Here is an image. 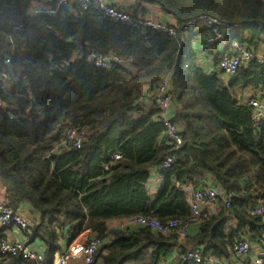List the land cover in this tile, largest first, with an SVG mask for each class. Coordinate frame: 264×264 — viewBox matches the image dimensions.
Segmentation results:
<instances>
[{
  "label": "trees",
  "instance_id": "obj_1",
  "mask_svg": "<svg viewBox=\"0 0 264 264\" xmlns=\"http://www.w3.org/2000/svg\"><path fill=\"white\" fill-rule=\"evenodd\" d=\"M33 3L41 9L33 12ZM113 4L132 16L149 14L148 4H156L174 19L163 20L174 32L131 27L71 2L0 0V60L10 56L13 68L7 92H0L2 202L14 210L28 207L30 220L22 213L30 223L27 243H42L44 264L61 250L59 236L69 243L87 229L102 240L96 264H161L173 240L180 254L198 247L204 257L249 264V254L264 250V212L250 210L264 205V124L246 104L244 89L264 88V59L252 56L225 79L217 68L202 67L193 46L199 31L186 34L184 25L192 16H214L264 58V0ZM86 46L127 63L96 67L85 58ZM217 60L218 53L214 65ZM165 78L171 120L183 140L178 150L167 144L160 110L151 104ZM67 128L84 132L79 147L59 145ZM113 152L120 157L112 159ZM168 154L175 159L162 167ZM154 168L160 179L155 193L148 186ZM203 182L223 194L215 212L193 220L184 235L109 227L134 215L190 220L185 186ZM6 228L0 224V238ZM241 240L251 250L237 257L233 244ZM0 264L28 261L5 254ZM176 264L205 263L177 256Z\"/></svg>",
  "mask_w": 264,
  "mask_h": 264
},
{
  "label": "built area",
  "instance_id": "obj_2",
  "mask_svg": "<svg viewBox=\"0 0 264 264\" xmlns=\"http://www.w3.org/2000/svg\"><path fill=\"white\" fill-rule=\"evenodd\" d=\"M57 5L76 3L82 10L91 12L99 11L103 15L114 21L126 24L131 27H151L154 29L174 32V28L162 19L153 14L132 16L124 7L113 4L110 0H56ZM41 9L40 5L32 7V11ZM186 34L200 31L204 32V42L209 46L219 45V53L216 67L222 72L223 78L227 79L235 74L240 64L247 63L252 56H256L259 62L263 61V56L254 54L249 48L242 45L238 40L231 37L226 23L208 14H199L190 17L184 25ZM85 58L96 67L111 68L116 65H126L127 61L112 51L106 53L94 52L86 46ZM13 74L10 56H5L0 60V92H7L10 85V78ZM246 104L252 109L253 116L260 123L264 124V88L256 89L245 99ZM4 100L0 97V105ZM152 107L160 110V118L164 126V134L167 144L173 150H178L183 142L178 125L171 120L170 111L172 105V93L170 91V80L163 79L158 87L156 96L151 102ZM29 109L27 108V112ZM12 117L11 114H9ZM84 138V132L77 128H67L59 142V145H73L79 147ZM120 157L118 152L111 154L112 159ZM175 159L174 154H168L161 163L162 167H169ZM106 168L107 165H104ZM189 193V207L191 212L190 220L171 218L167 221H160L155 217L134 215L128 218L113 219L109 221L110 228H126L131 226H145L149 229L160 232L163 235L175 233L184 235L192 225V221L199 216L214 213L217 207L218 196L222 195V190L216 185L208 182L201 183L198 187L185 186ZM229 205V201L225 202ZM251 213L262 215L264 212L263 203L259 202L251 206ZM0 224L12 225L21 230L22 236L17 238H0V255H18L28 261V264H44V252L39 246L27 243L25 231L29 232L30 223L22 214L20 209L14 210L9 205L0 202ZM59 242L61 250L55 252L50 264H96L95 255L102 244L101 238L96 236L91 230L82 231L76 238L66 243L61 236ZM247 240H241L233 244L234 256H245L251 249ZM179 258L204 262L205 264H228L222 259L202 256L201 250L194 247L185 253L180 254ZM252 264H264V250H257L253 257Z\"/></svg>",
  "mask_w": 264,
  "mask_h": 264
},
{
  "label": "crops",
  "instance_id": "obj_3",
  "mask_svg": "<svg viewBox=\"0 0 264 264\" xmlns=\"http://www.w3.org/2000/svg\"><path fill=\"white\" fill-rule=\"evenodd\" d=\"M110 1L113 3H117V2L129 3V2H133L134 0H110ZM37 5L38 4H33L32 7L34 8ZM147 8L151 9V13H149V14H153L162 20H168L171 22L174 21V19L172 17H170V16L166 15L164 12H162L156 4H152V6H147ZM203 39H204V32H202V30H200L196 40L193 42V46H194L195 50H197V52H198L199 63L202 65V67L205 70L209 71L213 68H217L216 65L213 64V57L217 53H219V45L217 44V45H213L212 47L211 46L208 47L205 44ZM258 53L262 54V51L260 50V51H258ZM244 90H246L245 96L243 94L244 97H247L252 91V89L250 87L245 88ZM158 175L159 174H158L157 169L154 168L151 170V176H150L149 183H148V186L150 188L149 189L150 192L154 191V193H155L156 186L160 180L158 178ZM211 184L214 185L213 183H211ZM2 196H3V194H2ZM1 198H3V197H1ZM20 210L22 211V213L27 215L28 219L30 220L29 216H31V214L28 213V207L26 205H24L20 208ZM20 236H22L21 230L15 226H9L5 230V237L12 239V238L20 237ZM22 237H24V236H22ZM178 242L179 241H177V244H178ZM31 243L35 246L42 244L39 240L35 241V242H31ZM177 244L174 245V248H173L171 254L161 264H176L177 256H178V252H179V247H177ZM255 248H257V246H255L253 249L256 250ZM248 256L250 258H248L246 261H248L249 264H252L251 262L253 261L254 255L249 254ZM235 264H242V263L237 261V262H235Z\"/></svg>",
  "mask_w": 264,
  "mask_h": 264
},
{
  "label": "rangeland",
  "instance_id": "obj_4",
  "mask_svg": "<svg viewBox=\"0 0 264 264\" xmlns=\"http://www.w3.org/2000/svg\"><path fill=\"white\" fill-rule=\"evenodd\" d=\"M33 4H36V3H33ZM33 6V5H32ZM148 6H152V4H148ZM151 11V9L150 8H148V11ZM160 19V18H159ZM195 52H196V54L198 55V52H197V50H194ZM245 93H246V90H245ZM3 186H2V184L0 183V202H2V194H3ZM38 241V240H37Z\"/></svg>",
  "mask_w": 264,
  "mask_h": 264
},
{
  "label": "water",
  "instance_id": "obj_5",
  "mask_svg": "<svg viewBox=\"0 0 264 264\" xmlns=\"http://www.w3.org/2000/svg\"><path fill=\"white\" fill-rule=\"evenodd\" d=\"M242 97H243L242 94H240V95H239V99H240V101L243 100ZM169 244H171V245H176V244H177V240L170 241Z\"/></svg>",
  "mask_w": 264,
  "mask_h": 264
}]
</instances>
